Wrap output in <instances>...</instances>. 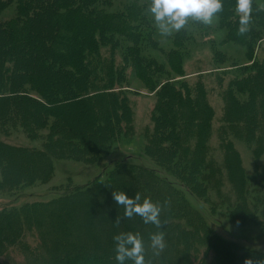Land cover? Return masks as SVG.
I'll return each mask as SVG.
<instances>
[{"label": "trees", "instance_id": "16d2710c", "mask_svg": "<svg viewBox=\"0 0 264 264\" xmlns=\"http://www.w3.org/2000/svg\"><path fill=\"white\" fill-rule=\"evenodd\" d=\"M7 1L15 2L16 6L13 17L0 18V40L10 38L12 45L7 52L14 49L24 56H16L18 59L16 62L13 56L9 68L3 65L4 57L0 55V67L4 66L8 72L7 77H1L6 92L4 96L0 94V129L4 131L26 129L24 131L31 140H40L41 136L45 137V140L44 150L33 147L20 149L0 143V170L4 178L0 180V187L11 189L17 187L21 190L24 186L48 181L56 159L73 158L89 165L106 157L108 146L118 134H121L122 121L127 120L128 104L124 99L123 88L126 87V81L133 76L142 79L147 74L146 80L152 88L160 87L159 93L166 92L163 104H167L170 99L176 100L177 107L180 108V104L189 99L190 92L186 84H184L186 87L183 84L178 86L173 78L181 75L183 71L182 58L186 55L188 46L196 38H203L209 34L208 27L202 21L208 15H214L223 22L230 42L245 46L246 57L251 63L246 68L239 67L235 70L232 78L226 83L223 95L227 100L226 109L238 122L242 120L248 126H253L259 115L264 119V57L259 59L254 51L257 43L261 44V40L264 39V12L256 4L257 0H199L201 3L183 5L175 17L176 31L170 36V47L162 49L166 54L167 71L163 69V65L155 63L149 53L145 54L147 47L153 46L155 31L152 28L153 20L144 11L138 12L136 9L121 7L122 9L108 14L105 7L110 5V2L107 0H0V14L6 8ZM174 1L153 0L156 7ZM207 43L215 47L211 40ZM6 50L5 48L3 51L4 56ZM198 86L202 89L201 85ZM20 91L25 94L19 102L7 99V95L14 98ZM256 95L262 99H257L256 102ZM193 99L192 97V101H189L191 109L195 105ZM101 100L104 101L102 104ZM54 101L59 104L56 108L51 105ZM87 101L93 103L96 115L90 120V117L87 118L84 125L75 131L77 134L70 138L68 134L71 133L62 130L68 127L60 123L59 112H64L62 107L73 109L81 104L79 107L89 113L90 106ZM194 109L195 113L191 115V119L185 117L184 113L183 115L180 113L181 119L175 116L170 118L167 111L164 115H162L164 111L157 114L156 127L160 130L158 138L161 143L167 144L170 138H178L180 126H191L194 120L198 121L196 111L199 106L197 110L195 107ZM74 112L75 110H71L70 114ZM70 114L68 112L63 115L71 116ZM204 118L206 117L203 116L201 120ZM62 121L65 122V119ZM201 124L203 125V121ZM246 130L251 132L249 128ZM56 131L62 132L60 137L53 136ZM122 132H125L124 127ZM170 147L167 150H172ZM171 155L169 166L175 169L174 172L178 170L181 175L185 173V179L181 177L182 181L178 179L179 182H172L166 176H157L143 167L135 169L122 162L117 164L104 180L92 182L85 187H75L69 192L65 190L51 201L1 208L0 225L3 226L0 227V232L5 229L6 233L0 236V250L5 251L8 248L6 239L11 243L14 241L18 243V239L19 242L23 241L21 237L23 231L27 229L25 223L28 226L30 222L32 230L35 219L52 217L56 210L66 207L74 200L79 201V209H84L85 206L88 208L90 204L98 206V194L103 193L107 186L119 189L118 185L121 183L133 192L131 199L133 201L136 192L143 194L147 191L142 185L150 183L154 186L149 180L152 178L151 180L154 179V182L160 184L155 189L158 199L162 202L165 199L167 202L166 211H162L158 216L159 226L156 234H160L161 228L165 230L164 225L168 223L165 220L166 216L171 217L176 212L177 216L191 215L195 221L193 227L201 226L202 232L205 233L203 239L211 242L212 248H216L210 264H232L230 261H234V264L254 262L264 264V253L249 250L212 233L200 213L186 198L188 196L192 199H203L205 195V182L203 177H200L203 170L200 171V175H197L196 171V166L199 167L197 158L193 156L194 159H188L184 155L181 157ZM14 156L20 158L16 167L9 164V159ZM129 171L132 172L130 177L128 175L130 173H127ZM132 180L141 182L142 185H136L137 187L131 189L129 182ZM184 180L188 181V184ZM250 184L241 171L240 180L235 186L239 192L237 204L228 207L230 209L228 217L232 223L258 225V220L264 217V208L260 212L261 216L257 214V209L247 208L248 198L259 200L258 196L256 198L252 196ZM100 195L105 200L104 195ZM143 205L145 207L146 203ZM74 207L66 209L63 216L70 215ZM87 216L85 212L83 225L88 220ZM137 217L135 216L136 219ZM46 226L48 222L44 221L41 227ZM180 233L185 238L186 247L190 244V249L183 248L180 252L175 250L176 253H171L170 250L165 253L164 250H168L167 248L160 249L155 259H159L162 264L170 255L171 261H166V264H178L177 262L204 264L202 261L205 259L204 253H201L202 258L200 255L197 256V253L193 254V258L190 256L191 247L194 245L193 238L186 239V232ZM194 238L196 240L198 236ZM44 244L41 238L36 247L38 253H41ZM63 244L65 245V242ZM25 250L23 254L27 253ZM81 254L79 247H75L69 253L58 256L61 259L59 264H114L112 260H107L106 256L102 259L100 255L92 253ZM42 255L43 261L37 259L29 264H47L48 257L46 254ZM148 261L146 260V264H151Z\"/></svg>", "mask_w": 264, "mask_h": 264}, {"label": "rangeland", "instance_id": "374dc122", "mask_svg": "<svg viewBox=\"0 0 264 264\" xmlns=\"http://www.w3.org/2000/svg\"><path fill=\"white\" fill-rule=\"evenodd\" d=\"M107 1L110 2V5L105 7L108 14L123 7L124 9L132 8L138 12L144 11L153 20L154 43L152 47H147L145 54L149 53L154 62L163 65V69L166 71L168 64L165 63L166 54L162 52V49L170 47V36L176 31V15L185 4L201 3L199 0H175L171 4L156 7L153 0ZM256 4L264 12V2L257 0ZM15 6V2L7 1L6 8L1 11L0 18L13 17ZM202 21L208 27L209 34L203 38H196L188 46L187 53L182 58L183 71L181 75L173 78L176 85L186 84L188 86L189 95L194 98L195 105L192 109L189 107V101H192L190 96L188 100L180 104V108L177 107L176 100L170 99L167 104H163L166 92L159 93L160 87L152 88L146 80L147 74L142 79L133 76L132 79L126 81V87L123 88L124 99H126L129 109H127V120L122 121L121 134H118L108 146L107 156L89 165L73 158L56 159L53 163V173L48 181L24 186L21 190L17 187L11 189L1 186L0 209L51 201L65 190L69 192L75 187H85L92 182L104 180L117 164L122 162L135 169L143 167L157 176H166L172 182H179L177 180L182 181L181 177L185 179V173L181 175L178 170L174 172L175 169L169 166L171 154L178 157L184 155L188 159L194 156L199 162V167L196 166L197 175H200V171L203 170L200 177H203L205 182V195L203 199H192L186 196L191 205L200 213L205 224L216 236L236 242L249 250L264 253V217L258 220V225H239L232 223L228 217L230 211L228 207L237 204L239 192L235 186L240 180L241 171L251 182L249 190L252 192V196L259 197L258 201L248 198V210L257 209V214L261 216L260 212L264 208V119H261V115H259L253 126H248L242 120L238 122L236 117L226 109L227 100L223 97L226 83L232 78L234 71L239 67L246 68L251 63L246 57L245 46L228 40L227 28L216 16H205ZM208 40H211L215 47H212L211 44L208 45ZM11 45L10 38L0 40V55L4 57L2 62L9 68H11L12 64L10 63L13 56L14 62L18 61L16 56H24L23 53L14 49L7 52L11 49ZM256 47L255 55L261 59L264 57V39L261 40V44L257 43ZM5 48L7 50L4 56ZM217 61L218 63H216ZM2 68L4 69L2 70ZM7 74V69L4 66L0 67L1 96L6 92L1 77H7ZM198 85H201L202 89ZM24 94L20 91L15 94L14 98L7 95V99L19 102ZM244 97L246 96L244 95ZM257 99L261 100L262 97L256 95V102ZM197 100L199 101L196 102ZM87 102L90 106L89 113L79 107L81 104L73 109L62 107L64 112H59L60 115L57 113L61 118L60 123L68 127L62 130L71 133L68 134V137L71 138L77 134L75 132L77 128L82 127L88 120L87 118L90 117V120L96 115L93 103ZM102 102L104 101L101 100V104ZM51 105L55 108L59 106L55 101L51 102ZM194 107L197 110L198 121L194 120L191 126H180L178 138L169 136V143H161L162 141L158 138L160 130H157L156 127L157 114L164 111L162 112L164 115L167 111L170 118H174V116L180 118V113L182 115L184 113L185 117L191 119V115L195 113ZM71 110H75V112L70 114ZM68 112L71 116L63 115ZM203 116L206 118L201 120ZM63 119L65 122L62 121ZM200 120L203 121V125ZM122 127L125 128V132H122ZM247 128L251 132L247 131ZM24 130L4 131L0 129V143L20 149L33 147L44 150L45 137L41 136L40 140H31ZM60 134H62L61 131H56L53 136L60 137ZM169 146L172 150H167ZM163 148L166 149L163 150ZM233 152L236 153L233 154ZM19 162L20 158L17 156L9 159V164H13L15 167L19 165ZM127 173H130L129 177L132 174L130 171ZM1 179L4 178L0 170ZM151 179L149 178L154 186H151L150 183L142 185L141 182L134 180L129 182L132 186L131 189L137 187L136 185H142L149 193L136 192L133 198L134 202L131 200L133 192L124 183H121L118 185L119 189L107 186L104 192L100 193L104 195L105 200L102 195L98 194V206L90 204L88 208L85 206L84 209H79V201L74 200L66 207L56 210L57 212L52 217L35 219L32 230L30 222H28V226L25 223L27 229L23 231L22 242H19L18 239V243L15 241L11 243L6 239L8 248L5 251L0 250V264H25L26 261L29 264L37 259L38 261L42 260V254H46L48 257L47 264H59L61 259L58 256L69 253L75 247H79L82 254L92 253L100 255L101 258L106 256L107 260H112L114 264H146V260H149L148 262L151 264H160L161 261L155 259L156 255H159L160 249L167 248L168 250H164L165 253L169 250L171 253H176L175 250L180 252L183 248L190 249V244L186 247L181 231L186 232V239L191 237L194 240L190 256L197 253V256L200 255L202 258L204 253L203 263L210 264L216 248H212L211 242H206L203 239L205 233L202 232L201 226L194 225L193 227L195 221L191 215L177 216L178 212L171 217L165 215V220L168 221L167 224L164 223L165 230L161 228L160 234H156L159 226L158 216L162 211H166L167 202L165 199L163 202L158 199L155 189L160 184L158 185L153 181L154 179ZM185 182L188 184V181ZM143 203H146L145 207ZM73 206H75L73 212L68 216H63L66 209ZM85 212L88 214V220L83 225L82 220L85 217ZM135 216H138L137 219ZM34 218L36 217L34 216ZM44 221L48 222V226L42 228L41 224ZM1 226L3 225L1 224ZM193 228L194 231L191 232ZM187 232L190 233L187 234ZM5 233L6 230L2 229L0 236ZM195 236H198V239L195 240ZM41 238L45 244L41 247V253H38L36 247L41 242ZM23 250L27 253L23 254ZM166 261H171L170 255L162 264H166ZM230 262L234 264V261ZM177 263L179 264V262Z\"/></svg>", "mask_w": 264, "mask_h": 264}]
</instances>
